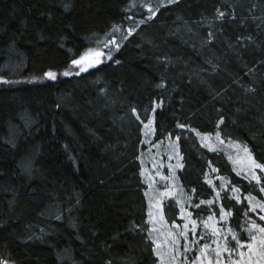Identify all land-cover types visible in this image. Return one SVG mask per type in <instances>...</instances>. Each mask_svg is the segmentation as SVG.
Listing matches in <instances>:
<instances>
[{"label": "trees", "instance_id": "trees-1", "mask_svg": "<svg viewBox=\"0 0 264 264\" xmlns=\"http://www.w3.org/2000/svg\"><path fill=\"white\" fill-rule=\"evenodd\" d=\"M129 27L110 59L62 74ZM0 77V264H159L150 127L178 138L186 195L213 220L193 208L181 264H250L264 168L247 178L203 138L264 165V0H0Z\"/></svg>", "mask_w": 264, "mask_h": 264}, {"label": "rangeland", "instance_id": "rangeland-1", "mask_svg": "<svg viewBox=\"0 0 264 264\" xmlns=\"http://www.w3.org/2000/svg\"><path fill=\"white\" fill-rule=\"evenodd\" d=\"M149 1L152 3H167L175 0ZM147 6L150 7V2H148ZM132 31L133 29L130 27L125 30L115 28L111 33V38H106L105 42L101 43L98 47H90V49L82 52L74 60L79 59L83 54L91 51L88 59L79 65L70 63L69 68L64 70L62 74L64 76L80 74V72L98 64L95 63L96 59H99V63L110 59L115 49H117V45L121 44L120 40L123 36L129 35ZM96 52H100L102 55L96 57L94 55ZM39 79L34 75L31 76L29 82H35ZM2 80L4 79L0 77V83ZM144 138L147 143L146 149H148V154L142 157L143 173L145 181L148 184L146 194L151 221L150 227L152 228L151 235L156 241L159 264H181L184 253L190 250L185 236L196 225V219L193 215L195 211H193V208L197 207L196 215L197 217L199 215L202 216L201 220L207 227L209 224H212L210 222L213 220L211 214L206 215L198 210V204L190 203L191 197L188 198L186 195L187 192H185L184 182L180 176L183 169V159L178 138L168 137L162 140H155L156 137H154V131L151 130V127L149 130L147 129ZM203 144L210 148L222 149L232 164L230 166L236 172L247 178L257 179V172L263 170V168L258 167L259 164L252 158L246 147L234 141L226 142L219 134L207 135V137L203 138ZM211 202H209V205ZM212 227L214 226L211 225L209 230ZM259 235V242L254 245L255 247L252 251L253 258L249 260L250 264L264 263V234L259 233ZM203 254L196 256L195 261L198 264H212V260L206 258L205 255L203 256ZM246 262L243 261L244 264Z\"/></svg>", "mask_w": 264, "mask_h": 264}, {"label": "snow or ice", "instance_id": "snow-or-ice-1", "mask_svg": "<svg viewBox=\"0 0 264 264\" xmlns=\"http://www.w3.org/2000/svg\"><path fill=\"white\" fill-rule=\"evenodd\" d=\"M155 13H153V15H154ZM220 15H223V13H221ZM131 31V30H130ZM117 47H119V45H117ZM91 54V51H89V52H87V53H85V54H83L79 59H76V60H73L72 61V64H74V65H79V64H81L83 61H85L86 59H88V57H89V55ZM96 57H99L100 55H102V53H100V52H96L95 54H94ZM100 61H99V59H96L95 60V63H99ZM45 76H48V77H51V78H53V79H55V76H56V74L54 73V72H51V71H49V72H46L45 73ZM135 111V110H134ZM181 127H183V125H181ZM258 167H260V168H264V165H258ZM223 218V217H222ZM262 219H264V217H262ZM254 227H258L257 225H254ZM262 232H264V228H261L260 229ZM205 247H207V246H205Z\"/></svg>", "mask_w": 264, "mask_h": 264}, {"label": "bare ground", "instance_id": "bare-ground-1", "mask_svg": "<svg viewBox=\"0 0 264 264\" xmlns=\"http://www.w3.org/2000/svg\"><path fill=\"white\" fill-rule=\"evenodd\" d=\"M254 20H256V19H254Z\"/></svg>", "mask_w": 264, "mask_h": 264}]
</instances>
